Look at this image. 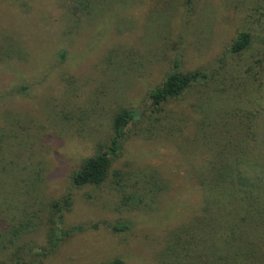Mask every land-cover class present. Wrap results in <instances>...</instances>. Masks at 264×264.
Here are the masks:
<instances>
[{
    "label": "rangeland",
    "instance_id": "rangeland-1",
    "mask_svg": "<svg viewBox=\"0 0 264 264\" xmlns=\"http://www.w3.org/2000/svg\"><path fill=\"white\" fill-rule=\"evenodd\" d=\"M67 1L0 0V231L41 222L20 242L46 246L52 202L69 195L59 225L82 230L44 264H160L171 230L201 206L197 174L215 151V109L223 105L229 127L252 112L263 127L264 0H91L78 16ZM242 31L250 47L228 53ZM175 60L214 81L156 109L148 93ZM121 108L138 118L106 180L73 185L82 161L108 148ZM256 137L248 171L262 175L264 134ZM254 197L244 239L250 264H264V189ZM118 223L128 227L115 232Z\"/></svg>",
    "mask_w": 264,
    "mask_h": 264
},
{
    "label": "trees",
    "instance_id": "trees-1",
    "mask_svg": "<svg viewBox=\"0 0 264 264\" xmlns=\"http://www.w3.org/2000/svg\"><path fill=\"white\" fill-rule=\"evenodd\" d=\"M90 6L91 0L67 1V8L70 7L69 10L74 16H78ZM250 39L248 31L239 32L227 52L234 55L243 53L250 47ZM177 63L175 60L174 68L148 93L156 109L161 110L163 104L181 97L192 87L200 86L204 91L209 88V82L214 81L215 75L209 71L197 69L182 72L177 69ZM211 99L216 101L217 96L213 94ZM222 112L223 105L215 109V141L209 140V148L215 151L210 158H205L206 163L198 168L197 180L203 194L199 211L190 222L171 230V236L159 259L160 264L251 263L247 254L249 239H244L248 233L246 228L249 219L244 213H253V209L247 207H251L252 198L254 201L256 199L254 192L264 189V174L255 175L252 174L253 171H248L251 147L249 140L257 138V133L264 134V121L262 120V127L260 118L252 112L248 118L250 121L253 118V121L246 126L241 125L243 122L240 118L235 120L239 126L232 124L229 127L226 121H223ZM137 118V114L131 109L121 108L114 113L111 118L113 134L108 148H99L82 161L80 167L72 174L73 185H100L106 180L112 157L121 148L125 130ZM260 127L263 130L260 131ZM259 138L263 140L262 137ZM69 205V195H65L60 201L52 202L55 210L52 217L47 218L46 246H37L33 241L20 242L31 229L40 230L41 222H19L1 230L0 252L6 253V261L12 264H44V260L55 253L60 241H64L73 232L82 230L81 226H75L64 231L59 225L63 222L64 211ZM239 211L243 214L240 217ZM127 227V223H118L112 226V230L122 231ZM246 242L248 245H244ZM6 261L1 260L0 264H7Z\"/></svg>",
    "mask_w": 264,
    "mask_h": 264
}]
</instances>
